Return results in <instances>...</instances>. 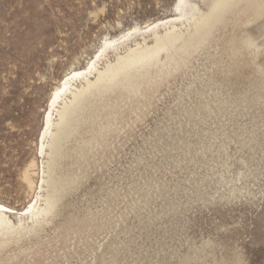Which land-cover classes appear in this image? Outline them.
Here are the masks:
<instances>
[{"label": "rangeland", "instance_id": "obj_1", "mask_svg": "<svg viewBox=\"0 0 264 264\" xmlns=\"http://www.w3.org/2000/svg\"><path fill=\"white\" fill-rule=\"evenodd\" d=\"M209 4L0 0V264H264V0L195 31ZM158 38L176 47L118 67ZM107 64L44 212L58 111Z\"/></svg>", "mask_w": 264, "mask_h": 264}, {"label": "bare ground", "instance_id": "obj_2", "mask_svg": "<svg viewBox=\"0 0 264 264\" xmlns=\"http://www.w3.org/2000/svg\"><path fill=\"white\" fill-rule=\"evenodd\" d=\"M233 1L234 0H210V4L208 6V11H209L208 14L202 16L200 21L198 20V22L195 24V27L194 28L192 27V28L195 29V31H198L199 29L209 27L213 21H215L217 19L219 20L221 15L225 12L226 8L229 7V5ZM157 25H158L157 23H154L149 27L151 29H154ZM168 31H170V30L168 29ZM168 31H167V33H169ZM167 33H165V34H167ZM155 36H157V35H155ZM182 36H183V34L178 32L177 34L168 35L165 38L172 39V40H169V42L172 41L176 46L179 43V46H178L179 49H185V48H187V46L190 45L192 39L188 38L186 40H181ZM165 38H163V39L158 38V41H159V42H157L158 45H156L157 43H155V47L144 48L141 53L136 54L137 56H134L133 58L131 55H128V54L121 56L120 60H124V62H123V64H121L118 67L120 69L125 70L124 67L127 68L126 66H130L131 63L135 64L136 61H139V63H141V62H144L145 60H157L161 52H163V51L169 52L170 50H173L176 47V46H174L173 48H171L172 46H167L166 42H164L166 40ZM245 43L246 44L250 43L249 38L245 39ZM150 53L154 56L150 57V55H151ZM108 67H109V65L107 64V66L104 68L103 71L98 72L94 82H90L89 80H87L86 81V84H87L86 88L82 89V91L77 92V93H72V99L68 103H65L63 105L62 109L58 111L59 122L56 124V132L52 133L50 140L48 138V140L50 141V144H49L50 162H49V166H48V170H49L48 180L46 181L47 192L45 193L46 194V196H45L46 207L43 209L44 212H46L48 210V208L49 209L52 208V206L54 205V202H55L54 201L55 200L54 189H52V187H51L52 186L51 182L53 179L52 178L53 169L55 168V164H56L55 161L58 159L57 157L59 156L61 139L67 131V128L70 124V119H71L75 109L78 107V104L81 100L82 94L84 92H86L87 89H91L95 84L99 83L100 80L105 79L107 77H109V79L114 78L115 71L111 70L110 72H108ZM92 68H94V66ZM110 69H112V68H110ZM113 69H116V67H113ZM127 71L129 72L128 69L125 72L128 73ZM85 73L86 72H84V71H76V72H72L70 75L66 76V78L62 82V85L55 90L53 98H52L53 101L56 102L57 99L60 98L61 95L66 92V90L68 89L69 83H71L70 80H74L75 78L82 77ZM51 105L53 106L52 102H51ZM50 118H48V120ZM48 127H50V125ZM47 132H48V130H47ZM49 188L51 189V193L48 192ZM32 210H34V205L30 204L29 207H27V209L25 210V213H27L28 211L30 212ZM5 213H14V212L10 208H7L6 206L0 204V214L5 215ZM0 220H2V216H0ZM10 224H11V222H10ZM20 226H21V224H20Z\"/></svg>", "mask_w": 264, "mask_h": 264}]
</instances>
